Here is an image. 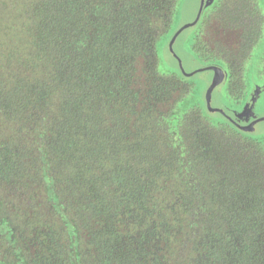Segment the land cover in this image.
Returning a JSON list of instances; mask_svg holds the SVG:
<instances>
[{"label":"trees","instance_id":"obj_1","mask_svg":"<svg viewBox=\"0 0 264 264\" xmlns=\"http://www.w3.org/2000/svg\"><path fill=\"white\" fill-rule=\"evenodd\" d=\"M177 2L0 0V128L15 130L0 181L44 188L61 218L26 235L0 213L15 257L0 264H264V148L178 114L191 85L158 67ZM218 9L240 30L218 56L240 97L264 15L257 0Z\"/></svg>","mask_w":264,"mask_h":264},{"label":"rangeland","instance_id":"obj_2","mask_svg":"<svg viewBox=\"0 0 264 264\" xmlns=\"http://www.w3.org/2000/svg\"><path fill=\"white\" fill-rule=\"evenodd\" d=\"M257 1L264 15V0ZM218 10V0H178L169 31L157 40L158 67L161 73L175 72L191 85L177 104L178 114L197 107L210 123L223 122L241 128L245 136L264 148V19L257 43L243 61L244 87L241 96L236 97L237 88L230 80V71L218 56L230 58V53L239 49L240 30L226 25ZM196 42L200 43L197 48ZM213 65L221 67L225 77L214 87L209 107L206 94L214 72L208 67ZM12 133H15L14 125L0 128V149L2 140ZM0 205H3L1 216H8L26 235L31 234L33 225L38 222L61 225V218L42 187L27 189L18 182L0 181ZM190 237V234L185 236V255L191 245ZM7 247L0 236V259L12 261L15 257Z\"/></svg>","mask_w":264,"mask_h":264},{"label":"water","instance_id":"obj_3","mask_svg":"<svg viewBox=\"0 0 264 264\" xmlns=\"http://www.w3.org/2000/svg\"><path fill=\"white\" fill-rule=\"evenodd\" d=\"M173 40H174V38H173ZM172 41L170 43V46L172 44ZM208 68L214 71V75H213L212 82H211V84H210V86L208 88L207 94H206L207 104L210 107V97H211V93H212L214 87L217 84H219L224 79L225 73H224V71L222 70L221 67L216 66V65L210 66Z\"/></svg>","mask_w":264,"mask_h":264},{"label":"flooded vegetation","instance_id":"obj_4","mask_svg":"<svg viewBox=\"0 0 264 264\" xmlns=\"http://www.w3.org/2000/svg\"><path fill=\"white\" fill-rule=\"evenodd\" d=\"M214 72V71H213Z\"/></svg>","mask_w":264,"mask_h":264}]
</instances>
